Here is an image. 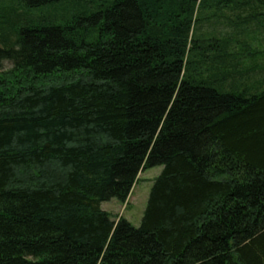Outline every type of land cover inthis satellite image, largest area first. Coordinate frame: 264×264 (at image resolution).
<instances>
[{
    "label": "trees",
    "instance_id": "1",
    "mask_svg": "<svg viewBox=\"0 0 264 264\" xmlns=\"http://www.w3.org/2000/svg\"><path fill=\"white\" fill-rule=\"evenodd\" d=\"M0 264H264V0H0Z\"/></svg>",
    "mask_w": 264,
    "mask_h": 264
},
{
    "label": "rangeland",
    "instance_id": "2",
    "mask_svg": "<svg viewBox=\"0 0 264 264\" xmlns=\"http://www.w3.org/2000/svg\"><path fill=\"white\" fill-rule=\"evenodd\" d=\"M9 69H11V66L9 63H6L5 71ZM162 170V167H156L141 174L140 182L135 186L125 204L120 203L118 200H112L103 203L102 209L112 214L114 219L123 217L129 220L135 227H139L154 180L161 174Z\"/></svg>",
    "mask_w": 264,
    "mask_h": 264
}]
</instances>
